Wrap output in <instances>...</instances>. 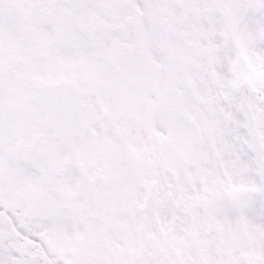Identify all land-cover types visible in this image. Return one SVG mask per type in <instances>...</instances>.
<instances>
[{
    "label": "snow or ice",
    "instance_id": "obj_1",
    "mask_svg": "<svg viewBox=\"0 0 264 264\" xmlns=\"http://www.w3.org/2000/svg\"><path fill=\"white\" fill-rule=\"evenodd\" d=\"M0 264H264V0H0Z\"/></svg>",
    "mask_w": 264,
    "mask_h": 264
}]
</instances>
